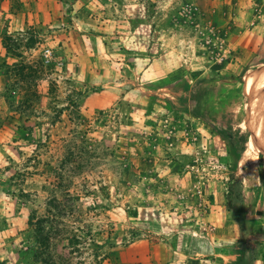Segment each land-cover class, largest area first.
I'll return each mask as SVG.
<instances>
[{
  "label": "rangeland",
  "instance_id": "1",
  "mask_svg": "<svg viewBox=\"0 0 264 264\" xmlns=\"http://www.w3.org/2000/svg\"><path fill=\"white\" fill-rule=\"evenodd\" d=\"M263 70L264 0H0V264H264Z\"/></svg>",
  "mask_w": 264,
  "mask_h": 264
},
{
  "label": "trees",
  "instance_id": "2",
  "mask_svg": "<svg viewBox=\"0 0 264 264\" xmlns=\"http://www.w3.org/2000/svg\"><path fill=\"white\" fill-rule=\"evenodd\" d=\"M234 91L241 95L242 85L236 88ZM195 97L197 98L198 103L193 108V110L196 114H202L203 107L205 106L207 98L205 97L204 92H202L201 94L197 93ZM200 98L202 99L201 101ZM242 188H243V184L241 180L240 179L237 180L235 177H233V182L230 183V185L228 186V192L226 195V205L231 209L233 218L239 221L240 223L244 221L243 207H242L243 204ZM233 264H249V263L244 257L238 256L237 260Z\"/></svg>",
  "mask_w": 264,
  "mask_h": 264
},
{
  "label": "bare ground",
  "instance_id": "3",
  "mask_svg": "<svg viewBox=\"0 0 264 264\" xmlns=\"http://www.w3.org/2000/svg\"><path fill=\"white\" fill-rule=\"evenodd\" d=\"M257 87L259 89V93L261 96V104H260V116H259V126L258 130L260 132V137L263 135V144H262V152L264 155V70L260 74V77L258 79ZM261 139V141H262Z\"/></svg>",
  "mask_w": 264,
  "mask_h": 264
}]
</instances>
